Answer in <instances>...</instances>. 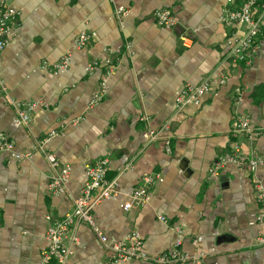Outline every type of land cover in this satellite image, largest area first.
Masks as SVG:
<instances>
[{"label": "crops", "instance_id": "obj_1", "mask_svg": "<svg viewBox=\"0 0 264 264\" xmlns=\"http://www.w3.org/2000/svg\"><path fill=\"white\" fill-rule=\"evenodd\" d=\"M242 0H13L19 12L16 34L4 49L1 70L9 94L19 101H42L24 126L15 109L0 96V132L17 150L32 151L16 160L0 153V264H40L53 219L72 211L87 181L86 167L107 158V179H119L116 195L94 209L97 223L111 240L139 233L151 258L169 252L182 240L199 262L184 264H264V221L255 198L257 181L264 183V163L256 170L228 163L218 177L210 168L230 153L233 142L264 158V31L250 64L227 57L228 37L243 35L247 26L221 20L226 8ZM238 2V3H237ZM117 5L129 14L123 23ZM170 9L179 21L160 26L153 12ZM257 7V11H260ZM87 31L90 42L77 48L76 37ZM190 38L188 45L181 37ZM71 56L70 66L55 74L52 65ZM100 103L91 96L105 78ZM97 61L98 66L89 70ZM211 82L201 105L178 107L186 85ZM247 114L262 134L252 142L233 137L237 115ZM169 125L172 151L161 141L148 143L146 128ZM54 134H51L53 133ZM45 150L71 165L63 194L49 190L56 174ZM157 179L144 205L121 207L141 186L142 176ZM160 217H165L161 219ZM77 241L66 239L70 264H107L109 251L92 228L75 225ZM123 264H156L152 259Z\"/></svg>", "mask_w": 264, "mask_h": 264}, {"label": "built area", "instance_id": "obj_2", "mask_svg": "<svg viewBox=\"0 0 264 264\" xmlns=\"http://www.w3.org/2000/svg\"><path fill=\"white\" fill-rule=\"evenodd\" d=\"M13 0H0V96H6L9 104L15 109L16 122L19 125H28L32 120L33 111L39 106H47L42 101L23 102L11 96L8 91V85L3 77L1 70V59L4 49L10 39L16 34V21L19 12L12 6ZM238 3V2H237ZM232 8H226L221 17L223 23L232 26L244 24L247 30L243 35H236L235 32L227 39L229 47L227 57L234 63L250 64L258 50L257 39L264 31V0H242L238 4H233ZM257 7L261 10L257 11ZM129 14V9L124 5H117L114 9V16L120 23H123L125 17ZM154 20L160 26H176L178 19L170 9L159 8L153 12ZM91 35L87 31H82L75 40L77 48H85L90 42ZM184 45H188L190 38L186 35L181 37ZM71 56L69 54L62 57L58 62L53 63L52 69L55 74L66 70L70 66ZM106 66L105 78L101 81L100 87L93 93L89 106L97 105L103 99L106 92V78L111 74L114 62L111 57H106L103 62ZM98 66L95 61L89 65V70L93 71ZM211 90V82L203 81L199 85H186L176 98L178 107L188 105L199 106L202 103L203 96ZM48 107V106H47ZM169 125L165 124L159 129L146 128L144 137L148 143L161 141L168 153L172 151L171 137L167 134ZM51 134H54L51 133ZM233 137L240 134L246 135L252 142L262 134V130L255 127L247 114L237 115L231 130ZM47 138H42L36 144V149L45 151L46 155L56 170V174L50 180L49 190L60 195L66 191V185L71 174V165L64 164L52 152L45 150ZM0 153H7L16 160L29 159L33 152L17 150L16 142L6 133L0 132ZM228 163L237 165H247L251 170L264 163V158L259 156L256 151L245 153L241 143L233 142L230 153L221 156L214 166L210 168V175L218 177L221 170ZM109 161L107 158L100 159L94 164L87 165V181L82 192L74 199L72 211L66 213L62 218L53 219L48 215L51 221L46 233L48 241L46 248L42 251V260L40 264H70L72 254L70 246L66 239L77 241L78 236L74 232L76 224L83 222L88 224L94 233L98 236L102 244L109 251L107 264H123L132 260L152 259L156 264H184L186 262H199L202 260L203 253L189 254L182 249V240L179 239L174 247L165 253H161L151 258L143 237L132 232L124 239L111 240L104 230L97 223L94 216L95 207L104 199L117 194L119 188V179L108 180L107 172ZM161 177H155L153 174L145 173L142 176L141 186L134 189L131 193L130 201L121 204L124 210H129L134 204L144 205L151 196V187L155 181ZM255 198L261 206L259 220L264 221V183L257 181L254 186ZM165 219V217H160ZM264 243V234L260 238Z\"/></svg>", "mask_w": 264, "mask_h": 264}]
</instances>
